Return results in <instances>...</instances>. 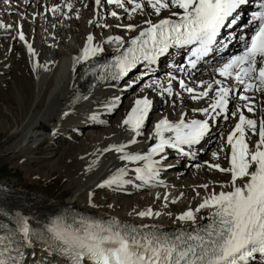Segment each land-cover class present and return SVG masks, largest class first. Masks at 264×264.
I'll return each instance as SVG.
<instances>
[{
  "label": "snow or ice",
  "instance_id": "6c2138e0",
  "mask_svg": "<svg viewBox=\"0 0 264 264\" xmlns=\"http://www.w3.org/2000/svg\"><path fill=\"white\" fill-rule=\"evenodd\" d=\"M247 2L107 0L108 4L123 8L130 16L142 13L160 17L163 11H168L169 15L156 22L144 20L145 27L130 39L127 47L121 37H108V42L119 45L116 52L120 54L103 66L104 74L100 78L120 81L141 62H147L146 67L155 64L159 57L174 47L190 46L187 65L196 69L198 63L216 50L222 30L237 25L241 19L239 12ZM126 3L131 5L130 10L125 7ZM95 4L101 5V0H95ZM71 6L70 3L65 4V7ZM146 8L150 11L145 12ZM49 10L59 12L60 7L56 5ZM111 15L116 17L117 13L113 11ZM249 23L255 27L250 36L240 37L242 50L214 68V72L223 79L199 81L197 87H202V91L188 86L184 79L179 80V88L188 93L192 100L210 99L207 107L196 109L204 114V119L186 122L184 114L177 122L167 117L159 119L148 136V139H155L156 142L143 154L126 152V144L111 145L103 150L114 149L121 153L120 160L144 162L143 166L134 169L135 179L142 182L138 187L161 184L162 181L157 179L159 161L152 157L163 153L165 147L183 152V145H197L210 132V122L228 113L230 100L238 95L239 101L244 103H237L231 112L232 117L238 116V121L227 136V145L231 149L227 157L229 167H222L218 162H204L209 169L229 175L230 178L220 183L219 192H209L194 209L188 208L176 216V221L190 227L167 231L159 225H133L114 217L99 219L70 214L57 215L47 223L33 227L30 217L18 211L11 215L0 209V215L10 216L13 221L11 227L7 223H0V264H25L24 250L33 247L36 241L43 242L47 249L64 257L66 264H250L257 256L264 261V118H250L241 110L243 108L253 114L256 112L252 97L245 93L264 95V2L260 10L253 13ZM5 27L11 28L12 25L0 22V28ZM123 27L132 30L136 25L129 23ZM18 37L25 41L23 31L18 32ZM233 39L235 33L230 32L228 39L220 42L221 46L227 47ZM92 41L93 37L89 34L81 55L74 58L75 64L88 61L103 51ZM27 49L35 55L31 44H27ZM179 70L185 72V67L181 66ZM147 75L148 71L141 73V76L129 81L125 89L132 88ZM176 79L169 73L166 87L155 79L144 87L160 88L161 94L179 97L181 93L173 91V81ZM238 88H242L239 93L236 92ZM152 106L153 102L147 96L134 100L122 121V125L134 133L128 144H135L136 137L142 134ZM115 107L114 103L109 106L110 109ZM223 118L228 120L229 116L223 115ZM165 133L170 135L166 136ZM252 136L258 137L254 145ZM212 158L218 160L216 151L212 152ZM126 175V168L118 169L98 187L133 183L131 179H125ZM200 187L208 189L209 186L204 184ZM164 199L168 200L166 193ZM202 211L206 215H200ZM136 215L142 218L158 217L161 213L149 207Z\"/></svg>",
  "mask_w": 264,
  "mask_h": 264
},
{
  "label": "bare ground",
  "instance_id": "6f19581e",
  "mask_svg": "<svg viewBox=\"0 0 264 264\" xmlns=\"http://www.w3.org/2000/svg\"><path fill=\"white\" fill-rule=\"evenodd\" d=\"M90 2V0L75 2L67 14V20H63L61 12L55 15V18L50 17L44 21L41 18L40 22L34 25L32 20L17 18V13L22 15L23 7L18 9L12 1L10 4L9 0L7 3L5 0L0 1V22L12 25L11 28H0V91H4L0 132L7 129L4 140L17 135V139L4 147L1 153L10 157L21 156L24 159H31L27 153L45 142L47 150L54 153L45 156L51 157V160L48 161V169L41 173L46 175L44 177H49L54 171L64 174L73 190L70 197L61 200L59 197L30 192L19 186L15 189V181L1 179L0 185L5 196L0 198V209L11 215L18 211L30 217L33 227L43 225L47 221L32 212L30 209L32 207L46 212L74 209L75 212L99 219L114 217L122 222L159 225L164 229L189 227L190 225H182L176 221V216L188 208L194 209L209 192H219L220 183L230 178L229 175L209 169L203 162H218L222 167H229L225 147L227 138L224 132L226 127L233 124V118L229 117L228 120L211 126L210 132L203 140V143L207 142V147L203 153H197L194 157L195 161H192L194 165L184 163L188 161L186 159L182 166L166 169L165 166L176 165V162H179L173 156L163 159L167 154L172 155L169 147H166L163 153L153 156V160L159 161L157 168L160 174L157 179L162 181L161 184L138 187L137 185H141L142 182L135 179L132 170L127 169L125 179H131L133 183L98 187L122 168L119 157L115 155L117 152L114 149L103 151L105 148L126 144V152L133 150L135 153H145L154 140L148 139L153 124L164 113L174 119L178 116L181 104H184L185 116H190L192 109L203 106L206 101L185 100L179 103L174 100L170 106L165 105L166 97L157 92L161 90L160 88L144 87L154 79L159 80L164 74L154 73L148 68L142 71V73L148 71V75L132 88L125 89V85L141 76L139 70L122 83L111 80L105 84L97 83L91 89H87L85 83L89 78L85 77L84 73L79 75L82 63H74L77 44L83 42L87 29L91 26L93 44L103 49L94 56L100 58L117 54L116 49L119 45L116 42H108V37L119 36L126 43L128 37L144 24L142 13L131 16L123 14L117 19H103L101 14L105 10H100L98 13L100 18L90 23L89 19L93 16L90 13ZM39 11L42 13V6ZM156 17L153 15V19ZM54 20L57 24L52 28ZM62 20L65 26L69 22V28L62 27ZM129 23L136 27L132 30L123 27ZM21 25L22 28L19 30ZM19 31L24 32L25 41L19 39ZM30 39L35 55L29 53L27 49ZM50 43L54 47L53 51L49 50ZM159 81L163 86L167 83ZM123 93H127L128 98L123 107H119ZM143 96L152 97L153 102L148 124L146 123L141 130L142 134L136 137V143L128 144L134 133L123 126L122 121L134 100ZM113 103L116 107L110 109L109 106ZM260 107H257L258 114H264V111H261L264 109V101ZM65 112L68 115L65 116ZM201 146L203 147V144ZM67 151L70 155L65 157ZM214 151L218 153V160L212 158ZM62 158H65L66 162L60 165ZM143 163L139 161V167L143 166ZM196 165L201 167L197 168ZM204 184L209 186L208 189L200 187ZM95 190L100 192L105 200L113 199L105 210L96 200L92 201ZM165 193L168 195L167 201L164 199ZM173 200L176 202L172 203ZM116 207L121 208L120 214L115 213ZM148 207L154 208V212L157 210L161 215L143 218L136 215ZM200 215H206V212L202 211ZM10 220L0 215L1 223L11 224ZM31 248L33 249L28 255V264H65L61 255L47 249L41 241H36Z\"/></svg>",
  "mask_w": 264,
  "mask_h": 264
},
{
  "label": "rangeland",
  "instance_id": "374dc122",
  "mask_svg": "<svg viewBox=\"0 0 264 264\" xmlns=\"http://www.w3.org/2000/svg\"><path fill=\"white\" fill-rule=\"evenodd\" d=\"M3 96L4 91H0V117L2 114L1 109L4 105ZM127 96L126 94L120 107H123L124 102L128 98ZM7 102H9V100H7ZM6 130L0 132V180L15 181V189H18L19 186L30 192H36L49 197H59L61 200L70 197L73 190L64 174H59L54 171L49 177H44L46 175L41 173L48 169V161L51 160V157L45 158V156L54 153L47 150L46 143L35 147L27 153V156L31 157V159H24L21 158V156L10 157L2 154L1 151L4 147L11 145L17 139V135H13L14 137L9 140H4L8 132ZM55 155L57 156V154ZM68 155H70L69 151L66 152L65 157ZM65 162L66 159L62 158L59 164L61 165ZM96 191L97 190L93 192L94 197L92 196V201L96 200L97 203L103 205L102 207L105 210L113 199L108 198L105 200L104 197L100 195V192L97 191V193H95ZM120 212L121 208L116 207L115 213L120 214Z\"/></svg>",
  "mask_w": 264,
  "mask_h": 264
}]
</instances>
